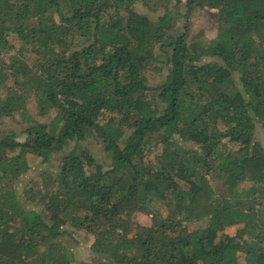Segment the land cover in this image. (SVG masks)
<instances>
[{"label": "trees", "instance_id": "1", "mask_svg": "<svg viewBox=\"0 0 264 264\" xmlns=\"http://www.w3.org/2000/svg\"><path fill=\"white\" fill-rule=\"evenodd\" d=\"M197 7L214 38L191 34ZM2 85L0 119L30 125L0 137V264H76L87 234L78 264H264V0H0Z\"/></svg>", "mask_w": 264, "mask_h": 264}, {"label": "rangeland", "instance_id": "2", "mask_svg": "<svg viewBox=\"0 0 264 264\" xmlns=\"http://www.w3.org/2000/svg\"><path fill=\"white\" fill-rule=\"evenodd\" d=\"M136 9L139 12L145 13L152 18H156L158 15L164 12V7H160L158 5H144L142 3L136 4ZM181 11H184L185 8H181ZM214 9H209L207 7H197L195 8L190 16L187 18L189 21V27L191 34H196L200 31H203L204 35L208 39H212L215 37L217 33V24L215 20ZM184 20V18L182 19ZM180 21V24L183 22ZM156 52L159 53L160 50L157 47ZM211 58L207 57L206 60H210ZM156 65L162 66V62H155ZM167 74V69H162V71L157 70H148L146 75L148 78L149 85L155 86L161 84ZM12 80L9 78L7 80L8 85H12ZM7 92V85L0 86V93L5 94ZM155 107L162 108V104L159 103V100L155 101ZM28 111L30 115L42 122L49 123L53 116L55 115L54 110H52L48 115H41L39 113V109L37 107L36 102L33 99H30L27 104ZM30 125L29 122L23 121L22 117L19 113H15L14 116H5L0 119V137L6 135L10 132H14L17 135L18 140H25L26 135L23 133V130ZM256 138L263 144L264 146V128L259 124L256 129ZM83 145L87 147L91 154L96 159V162L102 164L104 166H109L111 164V158L109 154L106 152L104 148V142L102 139L95 137L89 138L83 142ZM65 154L63 150H54L50 155V160L47 163H39V161L33 160L32 162V170L21 180L19 181V186H22L30 176H35V174L43 171L44 169L55 170L59 164L62 162V158ZM246 184H243L241 187H245ZM156 207H161L162 204L160 202L155 203ZM139 222L142 224H150L151 223V215L141 214L139 216ZM237 230L236 226H231L226 229V232L230 235H235ZM93 240V236L87 234L84 236L81 243L76 244L74 241L69 239L68 243L73 247L76 252V264L81 262L82 260H86L90 254L88 251V245ZM241 263L244 264V257L241 255Z\"/></svg>", "mask_w": 264, "mask_h": 264}]
</instances>
